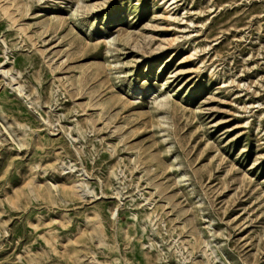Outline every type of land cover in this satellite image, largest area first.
Wrapping results in <instances>:
<instances>
[{
  "label": "rangeland",
  "instance_id": "rangeland-1",
  "mask_svg": "<svg viewBox=\"0 0 264 264\" xmlns=\"http://www.w3.org/2000/svg\"><path fill=\"white\" fill-rule=\"evenodd\" d=\"M0 264H264V0H0Z\"/></svg>",
  "mask_w": 264,
  "mask_h": 264
}]
</instances>
